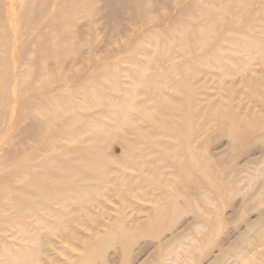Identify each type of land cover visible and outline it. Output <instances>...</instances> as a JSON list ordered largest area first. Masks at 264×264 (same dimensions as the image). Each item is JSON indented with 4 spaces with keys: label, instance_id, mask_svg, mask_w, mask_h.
I'll list each match as a JSON object with an SVG mask.
<instances>
[{
    "label": "rangeland",
    "instance_id": "rangeland-1",
    "mask_svg": "<svg viewBox=\"0 0 264 264\" xmlns=\"http://www.w3.org/2000/svg\"><path fill=\"white\" fill-rule=\"evenodd\" d=\"M108 10L105 0H0V264L8 250L25 260L39 257V264H67L88 239H104L118 216L130 232L148 215L157 218L155 234L132 232L126 250L107 244L100 252L106 262L196 264L190 258L211 251L201 262L215 264L219 248L210 239L251 229L264 216V171L255 170L264 168V125L242 123L253 113L264 118V105L250 93L264 91V0H127L111 21ZM133 90L137 101L147 98L142 90H187L197 100L193 162L167 174L169 194L159 200L129 188L130 175L153 166L129 163L132 128L147 125L143 106L131 108ZM225 99L238 119L232 131L196 116ZM182 104L177 115L191 112L189 99ZM100 130L103 139H96ZM95 153L108 162L101 189L88 171L85 180L61 185L56 199L34 195L38 187L52 191L59 164L75 168L82 155ZM95 193L100 203H87L85 211L95 219L87 226L71 220L79 199ZM173 199L180 213L170 223V214L158 217L155 208ZM206 210L218 212L217 219ZM208 222H221V230L209 231Z\"/></svg>",
    "mask_w": 264,
    "mask_h": 264
},
{
    "label": "bare ground",
    "instance_id": "bare-ground-1",
    "mask_svg": "<svg viewBox=\"0 0 264 264\" xmlns=\"http://www.w3.org/2000/svg\"><path fill=\"white\" fill-rule=\"evenodd\" d=\"M105 3L109 7L108 17H107L109 21H111L114 17H117L119 12L127 7V0H105ZM255 84H257V82H255ZM262 91L251 90L250 93L258 97L259 102H262V104L264 105V91L263 92ZM142 92L147 95V98L142 101H137V99H134V97H137L136 91L135 90L131 91V108L137 110L136 108L138 106L141 105L143 106V112H144L143 119H145L147 125L145 126L138 125L132 128L133 131L132 138L127 140V146H130V148L132 147L131 150L135 151V155L133 156V158H131L129 163H131V166L134 167L136 163V159H140L139 160L140 164L142 162H145L148 164H153V166L152 167L147 166L145 168L146 171L141 172L139 175H134L135 173L130 175L129 178H130V182L132 183V186H130L129 188L131 189V192H136L138 190H141L143 195L156 196L157 200H159L165 196H168L169 194L168 192L165 191V188L169 185V181H170L168 179L167 174L168 173L172 174L174 172L175 174H178V172L184 169L186 170L185 163L193 162L194 157L191 155L189 149L191 148L190 140L191 137L193 136L192 117L195 115L193 109L195 107L194 102L196 98L194 97V93L191 94L190 96V91L187 90H173L172 93H168V94H166L165 90H142ZM185 92H188L187 98L185 97V95H187ZM173 93L175 94V96L171 95ZM185 99L187 100L189 99L190 103L192 104L191 112L189 110V107H186V109L184 110V114L177 115L176 113L183 106L182 103ZM225 100L226 101H221L219 104H217V106L211 107L209 110L205 109L204 107L202 109L203 111L200 112V115H196V116H198L199 118L202 117L207 118L208 120L215 121L216 123H224V125L226 126L228 124V128H226V130L232 131L234 129L233 124L236 123L238 119L231 117V113L229 111L231 106L229 104L228 99ZM151 101L152 104L147 105V103ZM152 108H155L154 112L148 111L149 109L152 110ZM224 108L226 110H224ZM154 114H156V116H154ZM173 115L175 117L181 116L184 123V127L181 126L183 123H180L179 121L174 119ZM116 116L117 119L119 120L121 119L119 114H117ZM246 118H248L249 120L243 121L242 123L247 127H251L250 129H257L259 127V124L264 125V118L259 119L257 117L258 118L257 121L256 113L247 115ZM158 125L161 126V128L157 130L156 126ZM102 136H103V130H100V132H95L96 139H103ZM172 139H176L177 142L176 143L171 142L170 140ZM139 146H142V149H140ZM184 148H185V152H184ZM148 156H151V158L150 159L147 158ZM102 157L103 154H98V153H95L93 155H89V154L82 155L78 159L79 164H77L79 165L77 167L81 168L79 171L76 170L77 167L74 168V166L72 167L70 164H66V163L59 164L57 167V172L55 171L51 176V188L53 192L52 191L49 192L44 188L38 187L37 190H35L37 194L34 195H36L39 198H43L42 200H45V202H49L50 200L56 199V197H58L57 196L58 188L61 185L63 184L72 185L77 180H85L86 173L88 171L95 172V178L98 180V182L95 185V189L96 190L101 189L107 183V179L104 171L108 164V162L104 160ZM104 158L107 157L104 156ZM166 168L172 169L173 172L164 171V169ZM255 170L262 172L264 171V168L261 170L257 168ZM133 171L135 172V170ZM260 178L263 177L260 175ZM261 181L263 182H261L262 184L260 185L261 187L259 186V188H264V178ZM154 190H157V192H155ZM240 190L241 189H239V191ZM260 194L262 195V193ZM96 197H98V194L95 193L88 195L86 198L82 197V199H79L77 205H79L80 213L76 215V217L73 216L71 220L78 222L82 226H87V222H88L87 219H95V218H88L89 217L88 215L90 213H87L85 211L87 210V205H88L87 203H91V202L97 204L100 203L98 199H96ZM176 202H177L176 199H173L172 201H168V202H164V201L160 202L158 204V207L155 208L156 210L158 209L157 216L161 217V215L168 213L170 214L171 217L170 223H172L180 213V208L178 207V203ZM207 203L208 204L210 203V199L208 198H207ZM211 204L212 203H210V205ZM16 206L17 209H21L25 211L29 210V206L25 205L24 203L20 205L19 202H17ZM257 210L259 211L260 209ZM82 212L83 215H81ZM203 212H204L203 214H206V216L211 214H213V216L215 215V219H217V216L219 215L218 212L214 213L208 210ZM260 213L264 214V211L262 212L260 211ZM145 219L146 221L136 223L138 225L134 224L131 227V229L134 228L133 231L129 232L130 230L129 223L124 221L125 220L124 218L122 219L120 216H118L114 221L113 226L110 228L109 232H106L104 239L100 238L98 240H95L94 237L88 239L85 245H83L82 247V253L77 252V256H76L77 258L70 260L67 264H109L101 256V253L103 251L102 248L107 246V244L117 243L121 249L126 250L129 249L130 246L129 244L131 243V241L129 240L133 236L132 232L137 233V236H145V235L150 236L155 234L153 229L155 228V225H157L156 223L157 218L155 219L154 216L148 215ZM207 224L209 225L210 223L208 222ZM203 225L206 224L203 223ZM208 227H209V231L215 232L218 231V229L221 230L222 223L220 222L218 223V225L217 223H214L213 225L210 224ZM137 236L135 235V237ZM210 240H211L210 245L219 248L218 250L219 252L216 254L215 258L212 257L213 260L215 261V264H224V262L225 264H264V251H261L262 249H258L259 247L264 246V216L263 217L261 216L260 219H258L257 224L256 225L254 224V226L251 229L246 228V230H244L243 232L235 233L232 228V230L227 232L226 237H224L222 240L217 241L214 239V237L213 239ZM224 240L226 241V243H228L229 240L232 241V243L230 242L231 244L229 243V245L225 249L223 248V246H225L226 244L223 242ZM45 243L46 241L42 244L44 245ZM102 243H104V245ZM180 243L182 244V242ZM179 245L178 247L180 248L181 246ZM187 246L188 245H186V247ZM177 248L174 249L175 252L176 250L178 251ZM174 250L171 251L174 252ZM211 254H212L211 251L208 252L206 251V253L203 256H198V258L196 257L195 258L188 257V258H190L191 262H197L196 264H202L201 261L206 257H209ZM179 255L180 254H178V256ZM218 259L221 260V263L217 262ZM170 260L172 261V263L162 262L159 264L178 263V262L175 263L176 259L174 260L170 259ZM40 261L41 260L39 257L36 258L30 257V259L25 260L23 254L18 252L12 253L8 250V252L4 254V260L2 261V263L3 264H39ZM185 264H190V263H188L187 260Z\"/></svg>",
    "mask_w": 264,
    "mask_h": 264
}]
</instances>
